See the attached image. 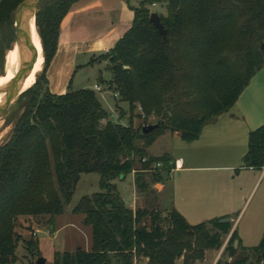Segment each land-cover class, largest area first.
<instances>
[{"label":"trees","instance_id":"1","mask_svg":"<svg viewBox=\"0 0 264 264\" xmlns=\"http://www.w3.org/2000/svg\"><path fill=\"white\" fill-rule=\"evenodd\" d=\"M22 1H0V76L14 37L13 14ZM78 1L38 5L43 75L18 98L21 114L0 147V264L16 262L18 220L48 218L51 226L87 174L99 176L100 192L83 197L72 214L83 216L82 225L90 228L91 249L55 253L53 264L203 263L207 252L222 248L230 223L216 219L192 226L172 209L131 210L113 182L135 171L140 193L146 192L145 176L165 184L172 160L151 157L148 148L165 133L195 142L204 127L234 106L264 68V0H146L131 9L129 30L97 61L108 62L109 89L130 113L139 108L137 118L152 117L159 124L149 135L142 134L144 126L109 122L91 90L73 92L69 84L64 95L49 92L45 76L57 52L60 25ZM152 4L166 8V16H159L165 43L149 21ZM157 163L162 167L152 170ZM263 166L264 124L249 133L242 160L243 169ZM235 241L234 231L222 253L231 261L215 264L264 263V234L252 248L238 241L234 249Z\"/></svg>","mask_w":264,"mask_h":264},{"label":"crops","instance_id":"2","mask_svg":"<svg viewBox=\"0 0 264 264\" xmlns=\"http://www.w3.org/2000/svg\"><path fill=\"white\" fill-rule=\"evenodd\" d=\"M128 5L127 0H79L71 7L61 22L57 52L47 71L48 90L52 95L60 96L66 93L80 59H84L81 68L86 69L85 73H89L88 64L108 53L124 36L131 26L126 24L123 17ZM130 18L133 20V12ZM254 78L255 76L227 113L204 127L198 140L179 150L181 153L192 150L193 153L176 155L170 147L165 148L166 150L162 147L159 153H155L154 146L160 142L170 144L171 139L182 142L177 133H165L147 150L151 157L166 155L172 161L181 162V168L172 172L165 184H157L160 187L156 193L161 208L175 210L192 226L223 218H228V223L233 224L230 234L225 237V246L217 251L218 257L222 255L232 232H236L238 241L244 248L255 247L246 243V240L262 237L264 234V216L251 218L241 231L238 226L235 228L230 216L234 214L239 198V194L235 192L236 188L255 185L264 175L262 169L242 168L248 135L264 124V83L261 82L253 88L251 85ZM110 81L111 78L105 84L107 91L102 87L103 82L98 80L93 86L86 88L95 93L105 112L108 93L113 96L108 86ZM95 86H98L100 91H96ZM114 100L115 109L118 110L119 105L123 103H118L117 98ZM109 119L112 122L110 116ZM200 174H210L213 177L196 178ZM223 183L228 190L223 189ZM231 184L237 185L232 193L229 188ZM139 204L140 200L136 198L135 206L131 204L129 208L136 210ZM261 208L264 214V204ZM82 221L83 219L80 221L81 225ZM210 252H207L206 256ZM212 264H215V261Z\"/></svg>","mask_w":264,"mask_h":264},{"label":"rangeland","instance_id":"3","mask_svg":"<svg viewBox=\"0 0 264 264\" xmlns=\"http://www.w3.org/2000/svg\"><path fill=\"white\" fill-rule=\"evenodd\" d=\"M1 1V0H0ZM128 1V10L123 14L124 19L126 20V24L130 25L132 18L133 8H137L140 3L146 0H127ZM151 13L157 14L158 16L165 17L166 16V8L164 5L156 4L155 7L149 6ZM13 39L7 46V50L5 51L4 57V66L3 71L6 72L10 66V56L13 51L8 52L10 46L12 44ZM7 57V58H6ZM97 59H94L91 62L92 64H88L89 73H85L86 69H82L81 66L83 64V60L80 59L77 65L78 68L76 73L71 79L70 90L75 92L81 89H86L91 86L97 80H101L103 83L102 87L106 90V82L110 80L111 74L108 71V62L101 61L98 63ZM97 61V62H96ZM6 64V69H5ZM44 68V66H43ZM48 71V70H47ZM42 73L38 76V78H42ZM45 78L47 79V73ZM264 68L260 69L256 74L255 78L252 82V87H256L261 82L264 83ZM48 81V80H47ZM109 84V83H108ZM48 88V86H47ZM31 89V88H30ZM107 91V90H106ZM27 92V91H26ZM118 99V103L120 99ZM18 100V99H17ZM17 100L10 103L9 106L2 112L0 115V147L3 146L8 140L13 126L21 114V111L18 108ZM108 105H105V108L108 112V115L111 117L112 122L108 117V121L113 124H118L121 126H127L129 123L132 124L134 128H138L140 126H148L155 125L156 120L152 117L143 120V118L139 119L136 115H139L141 111L136 109L132 114L130 113L128 106L126 104L119 105V109H115V100L112 96V93H108L107 96ZM4 114V115H3ZM106 125V122H102V126ZM165 141V140H164ZM188 144H184L179 141H175L171 139L170 144L166 142H160L154 146L155 153H159L162 147L165 148L170 147L173 150L174 154L182 155V153L186 154L187 152H192V150H187L186 152H179L181 147H187ZM166 146V147H165ZM188 149V148H186ZM181 151V150H180ZM264 173V172H263ZM210 175V174H209ZM200 174L196 178H211L213 176ZM134 176L128 175L125 180H116L113 184L117 187V191L120 194V197L124 201V204L127 208L131 207L133 202L134 193L136 198H139L140 204L138 207L143 209H156L159 211H163L158 204V195L156 193L157 190L160 189L159 185L152 183L149 176H145L143 179V183L146 184V192L140 193L134 186ZM195 178V179H196ZM224 178V177H223ZM99 176L97 174H87L82 175L80 177V181L77 184L74 194L72 196L71 202L65 206L64 212L61 216L56 217L53 221V224L49 226L48 218H21L17 222L16 232L19 235V242L15 248V264H36L37 260L43 258L45 260V264H53V256L55 253H72L77 249H82L84 251H90L91 249V230L90 228H85L81 225L80 221L83 219V216H75L72 214V211L77 206L79 201L86 196H92L98 194L100 192L99 188ZM197 180V179H196ZM201 180V179H199ZM224 180V179H223ZM231 189V193L235 191L237 187L236 184L229 185ZM223 189L225 188L223 183ZM134 191V192H133ZM236 193L239 194V198L237 201L236 210L233 211L234 214L230 215L232 222L235 223V228L238 226V230L241 231L244 228L251 218L260 216L263 218L264 214H262L261 206L264 204V175H262L255 185L247 186L245 188L237 187ZM138 203V202H137ZM137 207V209H138ZM264 211V210H263ZM228 219V218H223ZM220 219V220H223ZM233 225V224H232ZM261 226V225H260ZM264 226V225H262ZM264 228V227H263ZM262 237L258 236L257 238H251L246 240V243L257 246ZM29 243L33 246H29ZM226 239H223V245L220 250L225 246ZM35 247V248H34ZM213 255V256H212ZM208 257V258H207ZM215 257V258H214ZM228 261L224 256H217V251H212L206 256V261L198 264H212L213 261L215 263L217 261ZM182 264V261H177L175 264ZM138 264H148L147 262L141 260ZM249 264H256L255 260H252ZM264 264V263H262Z\"/></svg>","mask_w":264,"mask_h":264},{"label":"water","instance_id":"4","mask_svg":"<svg viewBox=\"0 0 264 264\" xmlns=\"http://www.w3.org/2000/svg\"><path fill=\"white\" fill-rule=\"evenodd\" d=\"M42 0H23L15 9L13 14V20H14V37L12 44L10 46V49L8 52L14 51L16 48L17 52V59H18V66L14 75V78L12 81L5 86L2 97L0 101V115L6 108L10 105L9 102L11 101L12 97L16 93V88L21 76V71L23 66L26 63L29 48H30V28H31V22L34 25L36 29V33L39 37V32L37 28V19L36 14L38 10V5L40 4ZM149 21L155 29L157 30L158 34L162 37L163 42H166V31L164 30L160 17L157 14L151 13L149 17ZM41 43V40H40ZM42 47V44H41ZM261 49H264V45L261 46ZM43 51V49H42ZM6 69V64H5ZM4 73L1 75L3 76ZM38 80V77L36 79V82ZM35 82V83H36ZM159 124L156 123L155 125H148L142 127V134L143 135H149L152 132H154L156 129H158ZM123 178L120 179L122 181ZM220 223H228V219H223L219 221ZM233 247H237V241L234 242ZM36 264H45V260L43 258H40L37 260Z\"/></svg>","mask_w":264,"mask_h":264},{"label":"bare ground","instance_id":"5","mask_svg":"<svg viewBox=\"0 0 264 264\" xmlns=\"http://www.w3.org/2000/svg\"><path fill=\"white\" fill-rule=\"evenodd\" d=\"M30 48L25 65L22 68L21 76L16 88V93L12 97L10 103L17 100L22 94L28 91L36 82L37 77L42 73L44 66V57L39 37L36 29L31 22L30 28ZM7 58V57H6ZM10 66L3 76H0V101L2 92L6 85H8L14 78L17 66V52L16 48L10 56ZM4 115V114H3Z\"/></svg>","mask_w":264,"mask_h":264},{"label":"built area","instance_id":"6","mask_svg":"<svg viewBox=\"0 0 264 264\" xmlns=\"http://www.w3.org/2000/svg\"><path fill=\"white\" fill-rule=\"evenodd\" d=\"M155 6H156V4H152V5H151V7H155ZM94 89H95L96 91H100V89H99L98 86H95ZM113 97H114V98H118V95H117V94H113ZM138 109H139V108H138ZM139 110H140V109H139ZM141 162H142V163H145V162H146V159H142ZM169 166L171 167V169H170V173H169V176H170L172 172H174V171H176V170H178V169L181 168V162H180L179 160L172 161V162L169 163ZM161 167H162V165H161L160 163H157V164H155V165L152 167V170L160 169ZM152 170H149V172L152 171ZM262 170L264 171V166L262 167ZM132 174L134 175V174H135V171L132 172ZM132 174H131V175H132ZM135 200H136V197H135V195H134V193H133V202H132V206H133V207L135 206Z\"/></svg>","mask_w":264,"mask_h":264}]
</instances>
